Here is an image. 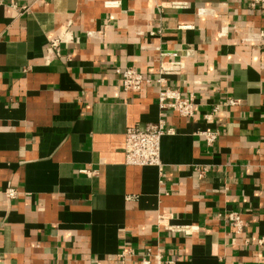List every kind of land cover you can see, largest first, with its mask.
Instances as JSON below:
<instances>
[{"label": "crops", "instance_id": "crops-1", "mask_svg": "<svg viewBox=\"0 0 264 264\" xmlns=\"http://www.w3.org/2000/svg\"><path fill=\"white\" fill-rule=\"evenodd\" d=\"M64 28L76 41L45 60ZM167 51L190 54L166 80L194 96V114H169L161 168L127 165L125 130L157 119L156 89L125 93L114 69L155 75ZM228 211L241 212L242 233ZM261 237L264 6L0 0V264H139L148 248L177 264H264Z\"/></svg>", "mask_w": 264, "mask_h": 264}, {"label": "built area", "instance_id": "built-area-1", "mask_svg": "<svg viewBox=\"0 0 264 264\" xmlns=\"http://www.w3.org/2000/svg\"><path fill=\"white\" fill-rule=\"evenodd\" d=\"M257 4L264 6V0H249V7L254 9ZM175 6H183L179 2L174 3ZM22 11H28V7H21ZM214 8L198 7L196 14L198 16L215 14ZM261 34V33H260ZM89 37H96L97 33L88 31L86 33ZM76 41V37L68 28L62 29L55 37H53L46 48L45 60L52 57H60V44L71 43ZM190 54L187 52L181 55L178 51L162 52L158 63V69L155 75H145L133 67H116L114 69L118 76L120 86L123 92H137L143 87L154 86L156 89V99L158 106V117L155 121L134 124L128 126L125 130L124 137V156L125 163L133 166H154L161 168L162 163L160 159L161 153V139L164 135L174 133V129L169 126L167 118L169 114H177L183 118H190L194 114L195 101L192 94L183 96L181 90L177 87L167 85L166 77L168 75H178L182 73L185 68L184 58ZM230 105L237 103L236 100H229ZM210 115L205 114L204 118L209 119ZM207 143L212 145L218 133L201 131L199 132ZM4 194L7 198H14L17 195V190L13 187L5 189ZM224 218L233 229V234L238 235L242 233L245 223L242 219L240 211H228L224 213ZM164 219V215L159 216V222ZM170 230L190 234L194 231L190 225H175L168 226ZM259 245L264 244V237L257 240ZM129 253V252H128ZM126 255L122 251L118 256L123 258ZM139 264H177L174 260L164 259L162 254L157 250L154 254L151 253L150 248L141 256Z\"/></svg>", "mask_w": 264, "mask_h": 264}]
</instances>
